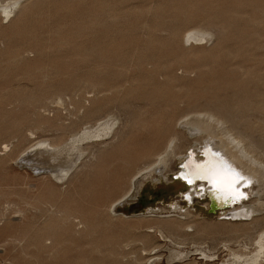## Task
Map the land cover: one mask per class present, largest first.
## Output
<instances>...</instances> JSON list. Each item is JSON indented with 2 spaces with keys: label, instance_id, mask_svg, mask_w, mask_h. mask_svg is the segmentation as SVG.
I'll list each match as a JSON object with an SVG mask.
<instances>
[{
  "label": "rangeland",
  "instance_id": "1",
  "mask_svg": "<svg viewBox=\"0 0 264 264\" xmlns=\"http://www.w3.org/2000/svg\"><path fill=\"white\" fill-rule=\"evenodd\" d=\"M13 1L0 0V264H232L252 253L264 193L250 190L246 204L261 207L230 220L205 195L182 199L175 175L206 144L183 123L196 114L264 142V0H20L5 18ZM200 28L211 38L185 41ZM103 122L106 134L58 158L45 151Z\"/></svg>",
  "mask_w": 264,
  "mask_h": 264
},
{
  "label": "bare ground",
  "instance_id": "2",
  "mask_svg": "<svg viewBox=\"0 0 264 264\" xmlns=\"http://www.w3.org/2000/svg\"><path fill=\"white\" fill-rule=\"evenodd\" d=\"M20 4V0H14L12 3L3 6L2 13L5 14V18H9L10 15L12 16V14L15 12V9H17ZM211 36L212 32H208L200 28L187 31L184 35V39L186 42L190 40L201 41L204 39H209L211 38ZM235 118H238V116ZM183 123L188 127V130L190 128V130L192 129L191 131L197 130L200 133H205V139L207 140H205V146L196 145V147L192 148V150L187 149L184 156L180 157L182 163L186 160V158H188L184 164L185 172L182 173V175L189 177L190 180H195L197 178L203 180L188 185L186 190H181L180 197L182 199H186L187 202H193L195 199H197V197L199 198L200 196L204 195L206 196V198L213 197L219 206H222L224 204L226 205V207L224 208L225 212H223L222 215L228 216L230 220L231 218L233 220H245L246 218H249L255 210L261 207L260 204H256V206L254 205L257 202L256 199L258 197L250 200L253 205L246 204V199L248 198L249 191L256 190V192L259 193L258 195H260V193L262 194V192L264 193V159L262 160L261 157H256L257 152H255L256 150L258 152H260L262 149L264 150V142L261 143L260 147V144L256 143L249 136L243 135L238 131H236L235 133L232 132L231 128L229 129L228 127H224V124L227 123V119L211 111H208L204 114H196L193 118L184 120ZM109 129L110 126L108 125V122H103L99 124L98 128H96L95 130L84 132L81 136L74 138L65 146L57 147L51 145L50 143H47L44 148L45 151L49 153L51 152L50 156L56 159V157L58 158V156L64 154V152L76 148L75 143L77 141L93 136H102L106 134ZM217 129L221 130L222 133L219 134L218 132H216L215 130ZM223 131L226 132L223 133ZM257 148H261V150L259 151V149ZM34 150L35 149H32V147L29 148L28 150H26L25 154L22 157L29 156L28 154L33 152ZM168 152L165 151L164 156L158 157V164L156 167L154 166L155 170H160L161 166L165 165ZM74 159L75 158H72L71 156L68 162L67 160H65V164L70 163ZM64 167L59 169L60 173H58V177H61L67 173V170L64 169ZM67 169L69 170V168ZM55 172L58 171L55 170L52 173ZM136 179L137 178H135V180ZM252 182H258V184L260 185L258 186L259 189L254 188L253 185L251 186V189L248 185ZM134 183L135 182H133L132 186L135 185ZM133 190L134 189L131 188L122 198L114 201L110 205V211L112 213L115 212L116 207L129 196H131ZM241 193L243 195H240ZM229 194H233L234 198L230 201H227V197L229 196ZM207 203H209V201ZM65 220V217H61L62 222H64ZM255 220L256 218H254L253 216L252 222ZM262 253H264V232L257 238L256 247L254 248L252 253H234L232 264H251L254 261L256 262Z\"/></svg>",
  "mask_w": 264,
  "mask_h": 264
},
{
  "label": "water",
  "instance_id": "3",
  "mask_svg": "<svg viewBox=\"0 0 264 264\" xmlns=\"http://www.w3.org/2000/svg\"><path fill=\"white\" fill-rule=\"evenodd\" d=\"M187 159H188V158H186V160L181 164V166H180V170H179L178 173L175 175V177L181 179L182 181H184L185 184H186L187 186L190 185V184H194L195 182L203 181V180L198 179V178L195 179V180H190L189 177H187V176H183V175H182V173L185 172V170H184V164H185V162L187 161ZM209 198H210V197H208V199H209ZM233 198H234V195H233V194H229V196L227 197V201H230V200L233 199ZM209 203H210V207H211V209H215V210L222 209V208H225V207H226L225 204L222 205V206H219V205L217 204L216 200H215L213 197L209 199Z\"/></svg>",
  "mask_w": 264,
  "mask_h": 264
},
{
  "label": "snow or ice",
  "instance_id": "4",
  "mask_svg": "<svg viewBox=\"0 0 264 264\" xmlns=\"http://www.w3.org/2000/svg\"><path fill=\"white\" fill-rule=\"evenodd\" d=\"M240 195H243L242 193Z\"/></svg>",
  "mask_w": 264,
  "mask_h": 264
}]
</instances>
